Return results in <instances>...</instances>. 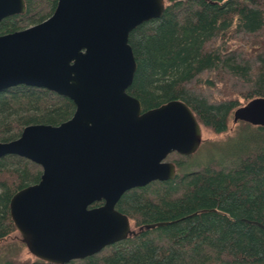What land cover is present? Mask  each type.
<instances>
[{
  "label": "trees",
  "instance_id": "16d2710c",
  "mask_svg": "<svg viewBox=\"0 0 264 264\" xmlns=\"http://www.w3.org/2000/svg\"><path fill=\"white\" fill-rule=\"evenodd\" d=\"M23 2L22 14L0 21V34L20 29L22 20L28 25L44 20L56 4ZM163 2L159 17L128 34L136 67L126 92L139 101L141 111L180 100L200 129L218 136L232 132L217 150L228 166L221 168L223 163L212 158L198 170L185 171L175 161L172 179L129 189L116 202L135 234L106 246V255L64 264H264V126L232 122L235 108L264 97V0ZM244 46L257 49L249 52ZM73 110L68 98L43 88L2 89L0 141L16 138L29 124L57 125ZM4 157L0 243L18 234L8 214L11 195L40 175L25 159L18 157L23 165H6ZM150 224L158 225L139 229ZM29 255L0 264H54Z\"/></svg>",
  "mask_w": 264,
  "mask_h": 264
},
{
  "label": "water",
  "instance_id": "95a60500",
  "mask_svg": "<svg viewBox=\"0 0 264 264\" xmlns=\"http://www.w3.org/2000/svg\"><path fill=\"white\" fill-rule=\"evenodd\" d=\"M163 7V0H56L44 20L0 34V90L39 87L74 106L57 125L29 124L0 141V158L15 155L40 167L36 183L11 195L8 214L27 251L42 261L83 259L135 234L115 209L120 196L172 179L166 157L189 155L201 141L182 101L141 111L126 92L136 67L128 34ZM24 10L23 0H0V21ZM237 120L264 126V97L235 108Z\"/></svg>",
  "mask_w": 264,
  "mask_h": 264
},
{
  "label": "rangeland",
  "instance_id": "374dc122",
  "mask_svg": "<svg viewBox=\"0 0 264 264\" xmlns=\"http://www.w3.org/2000/svg\"><path fill=\"white\" fill-rule=\"evenodd\" d=\"M18 25L20 26L19 27L20 29L30 26L26 24L23 20L19 21ZM237 44L238 42H235V45ZM244 49L250 52L251 48H249L248 46H244ZM230 127L229 129L231 130ZM200 130H201V141L197 149L193 153L186 156H182L173 152L170 153L165 160L172 162L179 161L182 165H185V171H188V169L198 170L200 167L207 165V163L210 162L212 158L215 161L219 160L220 162L223 163V165H221V168H226L228 164L226 163V161L220 159L219 154H217V150L218 148H222L224 146L225 143H223L222 141H224L227 137H230L229 135H232L233 133L231 132L229 134L227 133L218 136L211 134L209 131L203 128H201ZM4 162L6 163V165L24 164L23 161L19 160L17 156L16 157L6 156L4 157ZM27 166L32 170L38 169L40 171V167L31 161H28ZM132 228L133 226L130 225V229ZM108 253H109V248L105 247L97 254L106 255ZM7 258H13L16 260L30 259L29 252L27 251L25 245L20 241V236L18 234H11L8 238H6L4 241L0 243V263L4 262V260H6Z\"/></svg>",
  "mask_w": 264,
  "mask_h": 264
},
{
  "label": "flooded vegetation",
  "instance_id": "af4514ba",
  "mask_svg": "<svg viewBox=\"0 0 264 264\" xmlns=\"http://www.w3.org/2000/svg\"><path fill=\"white\" fill-rule=\"evenodd\" d=\"M174 162H175V161H173V164H174ZM174 167H175V164H174ZM98 203H99L98 205H100V204L102 203V201H101V202H98Z\"/></svg>",
  "mask_w": 264,
  "mask_h": 264
}]
</instances>
